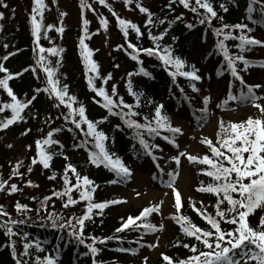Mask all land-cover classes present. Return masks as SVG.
I'll return each mask as SVG.
<instances>
[{"label":"trees","instance_id":"16d2710c","mask_svg":"<svg viewBox=\"0 0 264 264\" xmlns=\"http://www.w3.org/2000/svg\"><path fill=\"white\" fill-rule=\"evenodd\" d=\"M63 0H44L46 8L43 13V25L39 46L45 49L50 47L62 48L63 52L58 56H52L44 53L47 61L51 62L53 67L56 61L60 64L57 69V79L60 86L67 85L71 96L77 98L74 107L83 105L86 110V116L89 120L96 122L98 131L103 132L107 139L103 142L106 150L115 157H119L125 166H130L133 157L141 153L142 146L139 143V137L136 136V129L129 128L124 119L119 115L109 114L103 104V98L96 95L88 84V80H93L95 88L103 87L105 91L117 103L122 98L124 103L131 105V111L138 113L131 119L140 124L151 122L155 126L154 115L157 105H162L161 114L167 116L171 123V114L173 112H187L189 116H197L205 107L203 103V94L199 93L201 86L205 84L208 77L217 78L218 82L224 83L222 97L227 95L225 87L230 81H235L231 72L227 68V62L223 51L219 48V42L223 41L228 52L232 56L243 55L251 62L245 70L242 62L237 61V68L243 76L245 84H255L261 73L264 56L260 53L258 46H249L245 51L237 47L240 41L238 39L225 40L224 35L217 36L215 29H224V34H231L238 37L241 30L231 26L237 24L247 25L244 34L254 37L262 31L264 25V0H255L252 3L253 12L251 19L247 11L251 0H210L218 17L214 18L212 23H199L203 18L204 9H199V14L186 9L179 0H162L154 4H142L143 7L152 13V24H147L148 15L141 13L136 7L139 0H131V3L125 5L124 0H106L108 6L99 3V0H86L91 8H81V0H70L75 5L76 20H70L67 11H61ZM195 6V0H190ZM7 5V7H4ZM224 5V8L221 7ZM33 0H4L0 4V64L8 71L0 72V79L7 75L12 78L8 80L9 87L14 95L22 102L32 100L21 112L22 120H17L7 129L0 130V177L16 184L19 191L9 193V191H0V206L9 213L8 217L0 216V223L8 219L17 221L23 220L25 223L11 225L13 236L5 235V229L0 228V264H16L20 259L25 264H37L36 257L43 259L45 255L55 257L54 264H137L138 255L149 246L148 238L152 232L147 229L128 230L117 233V229L129 217H134L136 212L132 209L124 211L118 216L116 214L117 205L108 203V196L111 193L116 174L110 168L103 164L97 166L89 161V153L98 151L95 148L92 137L86 136L87 125L82 124L77 129L71 123V118L65 120L69 109L64 105H59L55 95L49 94L43 89L50 87L47 83L46 73L40 64L39 47L32 35L30 15L32 13ZM109 7L121 18L136 24L140 34L130 27L125 36L121 27L118 25L116 16ZM239 7V8H237ZM61 13H65L61 17ZM181 16L180 20H176ZM107 20V27L101 26V19ZM39 19V17H38ZM83 19L89 23L83 25ZM163 20L164 23H159ZM193 25L189 28L186 25ZM47 25H53V28L47 29ZM228 25V28H224ZM63 27V32H57L56 28ZM250 30V31H249ZM164 33L163 38L153 41L152 37ZM46 33V34H45ZM151 34V35H150ZM85 35V44L92 52L91 59L97 64V71L86 72V62L81 56V47L79 39ZM105 38L107 51L102 53L99 39ZM107 37V38H106ZM175 38V39H174ZM135 45L138 49L155 48L157 45L161 49L169 47L174 57L180 58L184 62V71L189 70V66L196 70V74L201 77L200 80L190 81L189 78L177 75L175 78L170 74L176 71L174 66L164 65L158 56H149L141 51L136 53L128 45ZM132 54L137 55V60L131 58ZM5 56L7 60L3 59ZM143 68L149 73L145 76L140 69ZM27 69V70H26ZM35 69V72L33 71ZM20 73L19 76L15 75ZM132 73L133 75H129ZM131 83L133 92L128 90ZM193 85L198 91H193ZM115 86L116 92L112 93ZM40 89V91H36ZM34 97V99H33ZM100 101V103H97ZM11 98L7 91L0 87V106L4 103H11ZM114 112H120V108H114ZM124 112L129 109L124 108ZM11 109H6L0 113V120L10 118ZM79 118L78 116L76 117ZM106 118V119H104ZM225 126L231 124L229 121H223ZM59 129V131H53ZM52 131V139L58 143L44 146L45 150L52 155L49 161L50 167L45 169L39 163V155L36 147V141L47 137ZM144 139L152 144L159 136L149 135L146 130H140ZM221 129H219L220 133ZM26 133V134H22ZM168 132L161 130V135ZM11 138H18L16 146L20 145L25 151L19 155L18 149H13L10 144ZM227 139V136L224 137ZM214 141L217 147L220 144ZM11 145V147H9ZM226 151V150H225ZM205 155L213 157L208 145L204 146L201 152V158ZM71 157V158H70ZM33 158L37 159L35 165L32 164ZM22 161L19 168L21 176H15L11 179L12 170L17 162ZM72 164L81 177L87 176L93 184L89 190L92 192L93 203H107L104 209H93L91 219L85 221L84 238L85 244H80L69 233L70 228L53 227L52 219L57 223H66L73 218L82 217L87 209L88 201L80 200V192L73 190L72 198L77 200L75 205L64 207L67 203V197L54 196V192H63L65 184L63 177L65 167ZM196 176V186L207 187L216 183L213 178L205 173L211 170L210 166L192 162ZM29 166L32 171L29 172ZM55 173V179H49ZM69 179L72 184L76 183V177L69 172ZM32 185H28V181ZM234 197L239 198L237 193ZM45 197H51L45 200ZM218 197L213 193H204L203 199L198 201H189L185 204L183 211H178L175 216H184L188 220L204 230H212L211 225L193 209H199L204 215L216 217V203ZM27 205V210L18 212L16 203ZM222 210L227 209L229 205L225 201L221 206ZM51 216V219L49 218ZM264 217V208H257L248 217L250 226L260 230V220ZM139 223H150L156 228L159 223V217L156 212ZM236 225L221 222V228L227 232L232 231ZM155 231H153L154 233ZM25 233L27 234L25 236ZM92 237L96 238L95 247L99 250L93 256L87 245L92 244ZM112 237V239H109ZM103 240L104 243H100ZM15 242V257L13 255L12 243ZM24 243H30L27 250L28 255H21L25 252ZM39 244L37 249L36 244ZM188 245V247H184ZM195 246L197 252L193 253L191 248ZM135 249L132 251H121L120 249ZM202 243L194 237L186 235L179 223L176 222V228L173 237L168 240L162 248V257L153 264H169L164 260L168 256L174 262L179 264L181 261H188L190 257L199 255L200 251H207ZM240 264H245V259L237 255ZM255 264V262H250Z\"/></svg>","mask_w":264,"mask_h":264},{"label":"snow or ice","instance_id":"6c2138e0","mask_svg":"<svg viewBox=\"0 0 264 264\" xmlns=\"http://www.w3.org/2000/svg\"><path fill=\"white\" fill-rule=\"evenodd\" d=\"M125 5L131 3V0H124ZM99 3L105 6L106 0H99ZM179 3L182 4L186 9H190L193 13L199 14V9H204L203 18L200 19L199 23L204 24L205 22L211 24L214 18L222 19V17H218L217 12L214 10V7L210 0H195V6L190 3V0H179ZM252 3H255V0H251L249 7L247 9L249 13V19H251V13L253 12ZM0 4H4V0H0ZM7 7V5H4ZM136 7L139 9L141 13H146L148 15V19L146 21L147 24H152V13L149 9L145 8L137 2ZM224 8V5H221ZM46 8L44 0H33L32 13L30 15V24L32 35L35 37V42L39 47V60L38 64L41 65L43 71L47 76V83L50 87H46L43 91L47 92L49 96L55 95L58 99L59 105H64L69 109L68 115L65 116V120L71 118V123L75 125L77 129H80L82 124L87 125V131L85 133L86 136L92 137V141L94 142L95 148L98 151L89 153V161L94 165L103 164L105 167L110 168L118 177H128L130 175V169L123 164L119 157L114 158V154H110L104 145V141L107 139L106 135L98 131L96 128V122L89 120L86 116V110L83 105H80L78 108L73 105L77 103V98L75 96H71L68 92V86L63 85L60 86V81L57 79V69L59 67L60 61H56V66L53 67L51 62L47 61L44 53H49L52 56H58L59 53L63 52L62 48L50 47L45 49L44 47L39 46V40L41 37V30L44 27L43 25V13ZM81 8H91V5L86 3V0H81ZM226 11L227 9L224 8ZM109 11H112L113 15L116 16L118 25L121 27L125 36L128 34V28L135 30L137 34H140V30L138 26L130 21L125 19H121L113 9L109 7ZM264 12V8L261 9ZM65 13H61V17H63ZM3 13H0V18H2ZM39 17V19H38ZM182 17L177 16L176 20H180ZM89 22L86 19H83V25L86 26ZM102 27H107V20L101 19L100 21ZM159 23L163 24L164 21L160 20ZM186 27H193V25L189 24ZM228 25H225L224 28H228ZM236 29L241 30V35L238 37L232 36L231 34H224V29H215L217 36L224 35L225 40H234L238 39L240 41L239 47L241 52L245 51L249 46L261 45L264 46V42L255 39L254 37H250L244 34V30L247 28V25L237 24L231 26ZM53 28V25H47V29ZM57 32H63V27L56 28ZM250 31V30H249ZM46 34V33H45ZM151 35V34H150ZM164 33H160L159 36L152 37L153 41H158L163 38ZM175 39V38H174ZM79 45L81 47V56L86 62V72H96L97 64L91 59L92 52L85 44V35H82L79 39ZM130 48H133L136 53L145 52L149 56H158V58L164 63V65L174 66L176 71L170 72V74L175 78L177 75L189 78L190 81L200 80L201 77L196 74V70L189 66V70L184 71V62L178 58L174 57L172 51L169 47H164L163 49L157 45L155 48L149 49H138L135 45L129 44ZM219 48L223 51L224 58L227 62V68L231 72V75L235 78L236 81H239L241 85H245V81L243 76L240 74V71L237 68V61H240L244 65V69L246 70L251 62L247 60L243 55L232 56L229 54L226 45L223 41L219 42ZM131 58L133 60H137V55L132 54ZM3 59L7 60L8 57L5 56ZM27 70V69H26ZM7 69L0 64V72L7 73ZM35 72V69H33ZM145 76H148L149 73L146 72L143 68L140 69ZM17 76L20 73L15 74ZM133 75L132 73L129 74ZM11 75L5 76L3 79H0V87L7 91L8 96L11 98V103H4L0 106V113H3L6 109H11L12 115L10 118H6L4 120H0V130L7 129L10 125H12L17 120H22L21 112L28 107L32 103V100H27L26 102L20 101L13 93L12 89L9 87L8 80L11 79ZM89 87L96 92L97 96L103 98L102 106L107 109L109 114L119 115L122 119H124L125 123L129 128L136 129V136L139 137V143L144 149V155L151 156V158L155 161L157 157L153 154V149L158 148L157 144H149L143 137L141 129L147 131L149 135L160 136L161 130H164L168 133H171V136L165 135L163 139L171 144L173 147L178 148V144H176L175 137L177 134L182 132L181 128L173 127L169 122L167 116L161 114L162 105H157L155 109V115L153 117L155 126L151 122L148 124H140L136 120L131 119L132 116L138 115V113H133L131 111V105H127L124 103L121 98L117 103L112 99V97L105 91L103 87L95 88L93 86V80L90 78L88 80ZM260 85H246L247 91L241 92L240 96H233L231 93L228 95V99H242L247 98L250 99L254 106L259 109L264 117V106H261L257 101L262 99L261 97H257L254 89L260 88ZM231 88V84H230ZM128 90L133 95H136L137 101H139V96L133 92L131 83L128 85ZM36 91H40L37 89ZM193 91H198L193 85ZM116 88L115 86L112 89V93L115 94ZM34 99V97H33ZM209 101L208 96L203 97V103L205 107L201 109L203 119V114L207 112V103ZM100 103V101H97ZM114 108H120V112H114ZM127 108L129 111L124 112L123 109ZM79 117L78 119L76 117ZM106 119V118H104ZM220 133L218 136L220 139L217 143L220 144V147H217L216 144L213 143L211 139H206L202 141L206 143L211 152L213 153V157L205 155L203 158H198L193 155H187V159L190 162H199L200 164L210 166L211 170L206 171V175L208 177L213 178L216 183L210 184L207 187H201L198 191L213 193L218 199L216 203V217L211 215H204V213L200 212L199 209L195 208V203H192V207L196 210L203 218L207 221L209 225H211L212 230H204L199 228L197 225L192 224L190 220H188L187 225L184 221L187 219L184 216H173L172 218L176 220L177 223L180 224L182 231L190 236L194 237L197 241L202 243L207 251H200L199 255H194L189 258L188 261H181L179 264H237V255H239L242 259H245V264H250V262H255V264H264V217L260 220V230H256L250 226L248 217L252 214L257 208H264V118H252L249 117L247 121L243 123H231L228 126H225L221 121L220 123ZM53 131H59V129H55ZM26 134V133H22ZM225 135L227 139H225ZM53 132L50 131L47 137L42 140L36 141V147L39 155V163L43 165L45 169L50 167L49 161L52 159V155L45 150L44 146L52 145L58 143L57 141L52 139ZM11 147V145H9ZM226 150V151H225ZM185 153H180L178 156L172 157L171 159L175 160L179 163V159L181 156H184ZM22 161L17 162L12 170V176L9 179L15 176H21L22 174L19 172V168L22 165ZM37 163V159L33 158L32 164L35 165ZM157 167L159 165L157 164ZM28 171H32V167L29 166ZM162 171V170H161ZM71 172L76 177V183L72 184L68 173ZM167 181H162L166 184L168 188H170L175 193V207L179 210L182 208L181 202V193L174 187L173 181L175 180V175L172 172H169ZM55 173L49 177V179H55ZM65 189L61 192H54V196L59 197H67V203L64 207H68L69 205H75L78 203L77 200L72 198V191L75 189L80 192V200L88 201L87 209L85 214L79 218H73V220H69L66 223H57L55 219H52V226L64 228L68 227L71 229L70 235L73 236L80 244H85L84 238V228L85 221L91 219V214L93 213V209H104L107 206V203H93L92 202V192L95 190L92 188L89 190V186L93 184V182L87 177H81L77 172L76 168L72 164H67L65 167V175L63 177ZM28 185H32V181L29 180ZM9 191V193H15L20 189L16 184H11L9 187V181L3 180L0 177V191ZM233 193H237L239 198L234 197ZM51 197H45V200H50ZM227 202L229 207L227 209L222 210V205L224 202ZM118 201H111L108 203H117ZM163 204V201H161ZM16 210L18 212H23L27 210V205L20 204L19 202L15 205ZM160 209L158 206L148 207L144 210L140 217H129L126 222L122 224V227L118 228L117 233H122L128 230H138V229H147L149 232L158 231L154 225L150 223H139L140 221L148 218L152 213L158 212ZM0 216L8 217L9 213L4 211L3 206H0ZM51 219V216L49 217ZM230 223L236 225L234 230L225 232L221 228V222ZM18 223H25V221L8 219L0 223V228L5 229V235L8 237L13 236L15 233L13 232V228L11 225H15ZM27 234L25 233V236ZM109 239H112L110 237ZM93 243L88 244L87 247L90 250L91 254L95 256L98 253L97 247H95L96 238L92 237ZM100 243H104L103 240ZM13 247V255L15 257V242L12 243ZM25 252L21 255H28V249L30 247V243H24L23 245ZM37 249H39V244H36ZM184 247H188V245H184ZM121 251H132L135 252V249H120ZM193 253H196L198 250L195 246L191 248ZM165 261H168L169 264H174L170 257L164 256ZM146 259V258H145ZM55 257H49L45 255L43 259L39 256L36 257L37 264H54ZM16 264H25L24 261L17 259ZM94 264L96 261L94 260Z\"/></svg>","mask_w":264,"mask_h":264},{"label":"rangeland","instance_id":"374dc122","mask_svg":"<svg viewBox=\"0 0 264 264\" xmlns=\"http://www.w3.org/2000/svg\"><path fill=\"white\" fill-rule=\"evenodd\" d=\"M162 0H139L140 4H154ZM61 11H67L70 20H76L75 5L70 0H63ZM239 8V7H237ZM264 35V31H262ZM107 38V37H106ZM107 42V41H106ZM105 38L101 37L99 43L102 47V53L105 54L107 49ZM264 42V37L262 39ZM261 54L264 55V46L259 45ZM264 70V69H263ZM259 81L261 89L257 97H261L257 103L264 106V72L260 73ZM217 81L213 78L208 79L205 88H201V93L209 97L207 112L201 118H190L187 113H173L172 124L181 128L182 132L175 137L178 148L173 147L163 138H159L154 144L159 145L154 148L155 156H165L169 158L167 164L158 168L153 164L150 156H137L134 159L132 170L128 177L117 178L110 200L119 202L116 214L126 211L128 208L143 209L152 206L159 207V231L149 237V246L144 249L138 258L137 264H153L160 257L162 246L173 236L174 223L171 217L172 207L175 206V193L166 186L162 181H167L168 173L172 172L175 175L173 181L174 187L181 193V202H184L188 197L195 195L193 191L194 177L191 170L187 166V155L197 156L201 151L203 142L206 139L214 140L217 130L218 120L229 119L233 123H243L252 118H264L261 112L256 108L250 99L242 98L229 100L225 105H221L217 101ZM234 96H239L236 86L233 88ZM13 149H18V154L21 155L25 149L20 145L17 147L18 138H11ZM180 153H185L181 156L179 163L171 159L178 156ZM162 170V171H161ZM163 201V204H161ZM146 258V259H145Z\"/></svg>","mask_w":264,"mask_h":264}]
</instances>
